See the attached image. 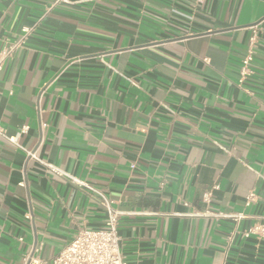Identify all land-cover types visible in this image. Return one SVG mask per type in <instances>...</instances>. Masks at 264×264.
Segmentation results:
<instances>
[{
    "label": "crops",
    "instance_id": "crops-1",
    "mask_svg": "<svg viewBox=\"0 0 264 264\" xmlns=\"http://www.w3.org/2000/svg\"><path fill=\"white\" fill-rule=\"evenodd\" d=\"M23 28L0 72V264L106 220L7 138L112 200L125 264H264L242 236L264 226V0H0V52Z\"/></svg>",
    "mask_w": 264,
    "mask_h": 264
},
{
    "label": "built area",
    "instance_id": "built-area-1",
    "mask_svg": "<svg viewBox=\"0 0 264 264\" xmlns=\"http://www.w3.org/2000/svg\"><path fill=\"white\" fill-rule=\"evenodd\" d=\"M59 1V0H58ZM201 2L202 0H197ZM32 28H23V34L20 38L12 44L5 46L0 52V72L2 71L5 62L11 58L13 53L20 48L24 43L28 34ZM252 34L249 38L245 56L241 60V76L242 79L248 75L250 70V64L254 57V50L257 46L258 27L251 28ZM28 131V126H23L19 130V135L25 134ZM0 135L4 136V130L0 127ZM9 142L14 144L17 148L22 150L27 158L33 159L46 167L52 173L65 177L70 183L87 188L94 193L100 201V205L105 211V224L98 229H82L77 232L74 238L68 242L53 258L50 260L42 259L38 256V250L40 246H32L29 251L24 255L22 264H125L124 257L121 253L119 236V220L124 214L113 207V202L105 194L98 189L85 184L84 182L74 178L59 168L48 164L40 160L34 152L26 151L22 148L16 138H7ZM132 168L134 166H131ZM208 194L205 196L204 201H207ZM254 192H249L244 200V206L248 207L252 202L256 200ZM133 214V213H129ZM202 216H209L215 219H228L234 223V228L238 223L246 218V215L242 212H220V211H205ZM27 219H30L31 215L27 213ZM235 234V230L230 234ZM251 235H256L260 238H264V226L256 225L249 228L242 233V236L248 238Z\"/></svg>",
    "mask_w": 264,
    "mask_h": 264
}]
</instances>
